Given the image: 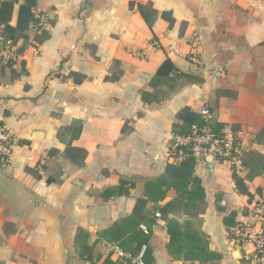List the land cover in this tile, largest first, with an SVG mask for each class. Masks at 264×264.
Listing matches in <instances>:
<instances>
[{
	"label": "crops",
	"instance_id": "0c3cea01",
	"mask_svg": "<svg viewBox=\"0 0 264 264\" xmlns=\"http://www.w3.org/2000/svg\"><path fill=\"white\" fill-rule=\"evenodd\" d=\"M140 4L158 13L151 28ZM35 16L48 21L49 39L40 48L18 41L25 68L0 73V125L14 139L0 169V264H90L78 242L92 248L93 262L103 260V232L131 216L146 183L171 180L168 167L182 162L169 153L183 124L178 114L202 118L205 108L213 122L239 129L248 193L237 190L227 164H195L206 210L193 221L217 264H255L254 248L235 246L225 219L253 223L249 205L264 198V0H39ZM167 60L175 70L163 67L151 87ZM176 198L171 189L147 205L151 264H200L169 254L167 222L155 217Z\"/></svg>",
	"mask_w": 264,
	"mask_h": 264
},
{
	"label": "trees",
	"instance_id": "16d2710c",
	"mask_svg": "<svg viewBox=\"0 0 264 264\" xmlns=\"http://www.w3.org/2000/svg\"><path fill=\"white\" fill-rule=\"evenodd\" d=\"M39 0H2L0 1V26L3 27V36L6 40L10 41L13 46L18 41L23 40L28 47L40 48L50 37L47 31L40 32L38 27V20L35 16V11ZM15 6H18V19L16 26H12V16ZM133 6V4H131ZM139 12L147 25L151 28L158 15L157 11L153 8L152 4L139 5ZM34 25L35 29H31ZM25 49L17 50L18 58L14 61L0 65V73L9 72L12 75H19L25 68V61L21 59ZM170 66V71H174L171 62L167 60L156 77L151 81V87L155 88L163 77L161 70L165 66ZM16 67V68H15ZM183 78L202 82L201 79H196L192 76L182 75ZM144 103H149L150 95L146 92L141 94ZM178 119L183 122L180 126L174 127V137L177 135H187L193 126H201L204 124L202 118L197 114L192 113L189 109H184L178 114ZM211 127L219 132L224 126L217 123H209ZM236 132L239 129L234 127ZM79 134V133H78ZM80 135V134H79ZM79 137V136H78ZM173 137V138H174ZM184 150V158L181 160L180 165H170L167 169L166 175L171 180L162 177L155 182L146 183L144 190V198L138 199L130 217L125 219L122 223L116 224L107 231L103 232L102 238L109 243L118 244L124 251L135 254L142 245H148V253L146 256V264H151V248L150 242L152 238V226L154 224V216L151 217L147 214L146 208L149 203L160 204L164 201L169 190L173 189L177 193V198L167 203L160 208L163 219L167 222V238L169 254L173 258L183 259L186 262H199L200 264H217L220 257L213 254L208 247V240L200 233L197 224L193 219L203 214L206 210L205 204V191L200 182L193 178L195 169V160L191 153L186 148ZM79 157L84 159L86 153L79 151ZM247 155L245 153L246 166L249 167L247 162ZM174 157L177 155L173 154ZM261 171L264 172V165ZM257 174H252V178ZM251 177V175H250ZM234 183L237 190L241 194L248 193L246 184L240 176H234ZM127 182L121 181L118 188V193L123 194V186ZM112 191H106L104 195L110 194ZM176 212H183L188 220L180 222L174 219H169V215ZM225 224L228 230L234 227L237 223L234 222L233 217L225 219ZM145 225L149 229V233L145 234L140 226ZM81 244V258L90 264H130L127 259L116 260L112 254L108 253L103 260L99 259L93 262L92 248L84 242Z\"/></svg>",
	"mask_w": 264,
	"mask_h": 264
},
{
	"label": "built area",
	"instance_id": "2783aa9c",
	"mask_svg": "<svg viewBox=\"0 0 264 264\" xmlns=\"http://www.w3.org/2000/svg\"><path fill=\"white\" fill-rule=\"evenodd\" d=\"M40 32L47 31L49 27L48 21L36 16ZM18 58L15 46L3 36V27L0 26V65L14 61ZM191 61L199 64L195 54L191 55ZM204 124L201 126H193L187 135H177L173 138L170 145V156L176 160L184 158V150L186 148L191 153L196 164H203L208 159L227 164L232 174L235 176H243L247 171L245 161V148L242 143L239 132H236L231 125H224L219 132L215 131L209 124L213 119L210 109L205 108L201 112ZM14 139L10 131L0 125V169L10 164L13 153ZM47 158H44L39 165V169L46 166ZM249 216L254 220L253 223L242 222L237 223L230 228L229 236L232 243L237 247L250 245L254 248L253 253L248 257V261L255 264H264V198H257L249 205ZM157 219H161V213L155 214ZM140 229L145 233H149V229L145 225H141ZM108 253L112 254L116 260L127 259L130 264H146V256L148 253V245H142L135 254L124 251L116 243L106 244Z\"/></svg>",
	"mask_w": 264,
	"mask_h": 264
},
{
	"label": "water",
	"instance_id": "95a60500",
	"mask_svg": "<svg viewBox=\"0 0 264 264\" xmlns=\"http://www.w3.org/2000/svg\"><path fill=\"white\" fill-rule=\"evenodd\" d=\"M244 148H245V151L247 152V149H248V148H247L246 146H244Z\"/></svg>",
	"mask_w": 264,
	"mask_h": 264
}]
</instances>
